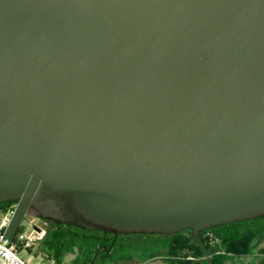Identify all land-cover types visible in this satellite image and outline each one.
<instances>
[{"label": "water", "instance_id": "obj_1", "mask_svg": "<svg viewBox=\"0 0 264 264\" xmlns=\"http://www.w3.org/2000/svg\"><path fill=\"white\" fill-rule=\"evenodd\" d=\"M2 240L264 217V0H0ZM38 231V229H36Z\"/></svg>", "mask_w": 264, "mask_h": 264}, {"label": "trees", "instance_id": "obj_2", "mask_svg": "<svg viewBox=\"0 0 264 264\" xmlns=\"http://www.w3.org/2000/svg\"><path fill=\"white\" fill-rule=\"evenodd\" d=\"M13 205L15 202L2 203L0 210ZM44 221L47 232L38 242L37 252L56 264H64L68 253L76 254L70 264H119L156 258L165 264H206L204 250L192 242L190 230L172 235H114ZM199 236L205 247L212 249V264H234L242 257H250V264H264V247L259 248L264 241V217L217 226Z\"/></svg>", "mask_w": 264, "mask_h": 264}, {"label": "built area", "instance_id": "obj_3", "mask_svg": "<svg viewBox=\"0 0 264 264\" xmlns=\"http://www.w3.org/2000/svg\"><path fill=\"white\" fill-rule=\"evenodd\" d=\"M14 207L15 205L0 210V264H30L19 256V252L44 238L46 222L36 216L28 221L24 219L12 244H7L2 238ZM34 264H56V262L53 259H40Z\"/></svg>", "mask_w": 264, "mask_h": 264}, {"label": "rangeland", "instance_id": "obj_4", "mask_svg": "<svg viewBox=\"0 0 264 264\" xmlns=\"http://www.w3.org/2000/svg\"><path fill=\"white\" fill-rule=\"evenodd\" d=\"M32 217H34V216H31L30 214H28V216L25 217V221L30 220ZM47 226H48L47 223H45V229L47 228ZM21 227H22V225H21ZM45 232H47V229L45 230ZM38 242H40V241H38ZM38 242L36 241L35 243L31 244L29 246V248L21 250L19 252V256L30 264H34L40 259L41 260L45 259L43 256H41L37 252ZM135 242H139V241H135ZM260 247H264V241H262L259 248ZM75 257H76V254H69V253L65 254L64 255V261L65 260L68 262L70 261L69 262V264H70V263H72V261L74 260ZM156 260H158V261H154L152 264H165V263H163V261H160V258H156ZM250 260H251L250 257H242V258L235 259V261L233 263L234 264H250ZM156 262H158V263H156ZM125 264H128V263H125Z\"/></svg>", "mask_w": 264, "mask_h": 264}, {"label": "crops", "instance_id": "obj_5", "mask_svg": "<svg viewBox=\"0 0 264 264\" xmlns=\"http://www.w3.org/2000/svg\"><path fill=\"white\" fill-rule=\"evenodd\" d=\"M154 261H158L156 259H151V260H148V261H140V260H132V261H120L119 264H125V263H128V264H152ZM160 261H163L162 259H160ZM70 262V261H69ZM68 261H64L65 264H69ZM158 263V262H156ZM164 263V261H163Z\"/></svg>", "mask_w": 264, "mask_h": 264}]
</instances>
